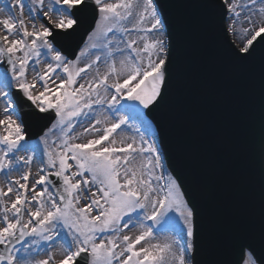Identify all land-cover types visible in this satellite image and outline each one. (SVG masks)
I'll use <instances>...</instances> for the list:
<instances>
[{
	"label": "snow or ice",
	"instance_id": "snow-or-ice-1",
	"mask_svg": "<svg viewBox=\"0 0 264 264\" xmlns=\"http://www.w3.org/2000/svg\"><path fill=\"white\" fill-rule=\"evenodd\" d=\"M178 4L220 57L260 68L259 210L218 233L148 120L173 92ZM0 13V264H231L235 247L264 264V0H4Z\"/></svg>",
	"mask_w": 264,
	"mask_h": 264
},
{
	"label": "water",
	"instance_id": "water-1",
	"mask_svg": "<svg viewBox=\"0 0 264 264\" xmlns=\"http://www.w3.org/2000/svg\"><path fill=\"white\" fill-rule=\"evenodd\" d=\"M175 14H189L191 21H202L195 7L178 4ZM198 14V15H197ZM202 17V16H201ZM183 20V19H182ZM177 49L186 53L183 70L178 68L170 100L162 112L148 116L161 131L164 123V137L173 149V138H187L186 143H178L188 157V173L196 189L208 227L218 233L234 220L245 218L259 210V121L261 107V84L259 65L237 69L227 60L217 64L204 60L190 72L188 66L198 61L199 56L189 50L190 45L182 37ZM257 93V160L253 168L246 170L236 165L245 149L251 133L252 95ZM171 122H166V117ZM162 122V123H161ZM161 123V124H160ZM33 138L39 133L33 125ZM169 124V127H167ZM184 131V137L181 133ZM171 132V138L166 136ZM189 148V151H188ZM238 168L236 178L233 171ZM231 170V172H229ZM231 264H242V253L238 247L229 251Z\"/></svg>",
	"mask_w": 264,
	"mask_h": 264
},
{
	"label": "bare ground",
	"instance_id": "bare-ground-1",
	"mask_svg": "<svg viewBox=\"0 0 264 264\" xmlns=\"http://www.w3.org/2000/svg\"><path fill=\"white\" fill-rule=\"evenodd\" d=\"M25 17H27V14L25 13ZM200 39V38H198ZM197 41V40H196ZM257 93L252 95V125H251V133L249 140L247 142V145L245 149L243 150L241 156L236 162V165H243V167L246 170H250L253 168V160H257V145H258V130H257V121H258V116H257ZM166 122H171V118L168 116L166 117ZM162 123V122H161ZM160 123V124H161ZM164 125V123H162ZM165 126H163L164 129ZM180 147V144L178 145ZM36 166L34 165L33 171L35 172ZM3 182V185L6 184V181L4 178L1 180ZM2 184V183H1Z\"/></svg>",
	"mask_w": 264,
	"mask_h": 264
},
{
	"label": "rangeland",
	"instance_id": "rangeland-1",
	"mask_svg": "<svg viewBox=\"0 0 264 264\" xmlns=\"http://www.w3.org/2000/svg\"><path fill=\"white\" fill-rule=\"evenodd\" d=\"M9 2H10V0H9ZM3 3H4V0H0V7H3ZM5 13H6V10H5ZM5 13H0V17H3V15H5ZM25 13L27 14V10H25ZM146 111V110H145ZM152 125V124H151ZM77 131H79L80 130V125L78 124L77 125V129H76ZM152 131H154L155 132V129H154V127H153V125H152ZM88 137H82L81 138V140L83 141V140H85V139H87ZM36 166V165H35ZM3 177H0V185H3V182L1 181V179H2ZM2 183V184H1ZM174 230H175V232H179L180 231V225H179V223H177V224H175L174 225Z\"/></svg>",
	"mask_w": 264,
	"mask_h": 264
}]
</instances>
